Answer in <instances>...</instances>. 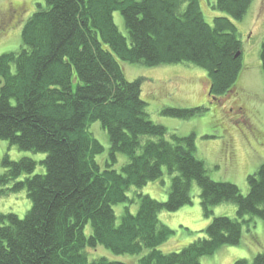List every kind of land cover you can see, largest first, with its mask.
I'll list each match as a JSON object with an SVG mask.
<instances>
[{"label":"trees","instance_id":"16d2710c","mask_svg":"<svg viewBox=\"0 0 264 264\" xmlns=\"http://www.w3.org/2000/svg\"><path fill=\"white\" fill-rule=\"evenodd\" d=\"M251 2L211 0L220 13L211 23L199 0L37 3L19 48L0 54V140L44 155L1 158L0 197L25 191L31 204L23 217L0 211V264H201L264 220V163L247 176L246 194L211 179L195 156L194 134L151 120L144 77L128 80L124 72L126 64L196 66L209 76L210 92L222 95L237 81L236 24ZM259 61L264 70V36ZM199 108L166 106L160 114L189 119ZM95 122L107 133L106 151L89 130ZM164 174L165 200L142 192ZM193 184L205 218L221 203H233L235 217L213 216L203 236L162 250L174 231L159 214L191 205ZM250 254L232 264H264V251ZM121 255L129 258L112 259Z\"/></svg>","mask_w":264,"mask_h":264},{"label":"rangeland","instance_id":"374dc122","mask_svg":"<svg viewBox=\"0 0 264 264\" xmlns=\"http://www.w3.org/2000/svg\"><path fill=\"white\" fill-rule=\"evenodd\" d=\"M199 1L204 19L211 23L212 18L220 14L219 11L212 7L211 0ZM37 3L43 4L44 0H0V54L19 48L21 28L36 10ZM113 18L117 27L123 30L118 12L113 13ZM236 25L242 43L240 52L236 54H240L237 81L234 79L233 86L231 84L228 92L220 96L210 92L209 76L196 66L171 64L148 67L126 64L124 72L128 80L144 77L141 96L147 99L145 101L151 120L180 136L194 134L195 156L205 162L210 178L234 183L246 194L247 176L264 163V70L259 61V48L264 36V0H252L247 14ZM208 91L218 101H213L212 106L205 105L212 101L206 96ZM166 106L203 108H199L202 112L198 116L178 119L160 114ZM204 106L207 108L204 109ZM89 130L106 151L109 146L106 131L97 122L90 124ZM4 154L12 160L24 156L39 160L44 156L42 153L21 151L7 141L0 140V174L3 172L1 158ZM39 167L38 170H41ZM168 179L169 176L164 174L160 179L148 182L142 192L151 198L165 200ZM191 195V205L174 212H160L159 219L174 231L161 247L162 250L181 248L196 237L203 236L201 231L213 216L235 217V205L221 203L212 208L210 218H205L199 203V189L195 184L192 185ZM30 204L25 191L0 197V211L13 212L20 217L24 216ZM247 228L238 245L222 246L214 254L201 257L200 263L232 264L240 258L250 259V253L255 250L263 252L264 220H255ZM126 258L129 256H115L112 259L125 261ZM130 263L134 264V259Z\"/></svg>","mask_w":264,"mask_h":264},{"label":"flooded vegetation","instance_id":"af4514ba","mask_svg":"<svg viewBox=\"0 0 264 264\" xmlns=\"http://www.w3.org/2000/svg\"><path fill=\"white\" fill-rule=\"evenodd\" d=\"M13 9H15V8H13ZM17 9H18V8H17ZM17 9H16V10H17ZM16 10H13L12 12H15ZM206 96H207L210 100H212V101H208V104H209V105L212 104L213 101H216V100H214V97L210 95V92H209V91L207 92ZM220 100H221V102H222V99H220ZM216 102H218V101H216Z\"/></svg>","mask_w":264,"mask_h":264}]
</instances>
